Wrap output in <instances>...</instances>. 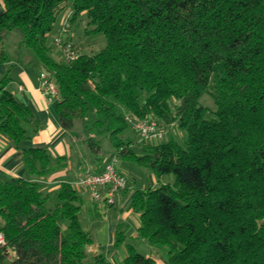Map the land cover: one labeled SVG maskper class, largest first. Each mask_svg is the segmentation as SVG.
<instances>
[{
	"label": "trees",
	"instance_id": "16d2710c",
	"mask_svg": "<svg viewBox=\"0 0 264 264\" xmlns=\"http://www.w3.org/2000/svg\"><path fill=\"white\" fill-rule=\"evenodd\" d=\"M0 64L10 62L4 40L22 34L57 85L56 114L63 130L100 159L109 140L117 161L152 169L173 184L137 189L130 208L140 215L138 237L168 249V264H264V0H3ZM86 14L90 33L107 46L95 55L57 61L46 45L61 11ZM0 81V133L23 156L31 174L46 176L52 158L25 147L28 106ZM209 94L216 106L200 104ZM119 107L122 110H119ZM137 120L154 118L187 132L175 141L144 142L141 154L124 140ZM76 122L82 132H73ZM48 209L42 185L20 177L0 179V264H112L89 260L92 238L80 222L78 194L69 183ZM112 207V206H111ZM60 219L68 221L67 232ZM125 241L116 227L114 247ZM127 246L124 264H154Z\"/></svg>",
	"mask_w": 264,
	"mask_h": 264
},
{
	"label": "rangeland",
	"instance_id": "374dc122",
	"mask_svg": "<svg viewBox=\"0 0 264 264\" xmlns=\"http://www.w3.org/2000/svg\"><path fill=\"white\" fill-rule=\"evenodd\" d=\"M67 14L69 16V19L72 18L71 4L66 6L59 14L56 22V27L52 32L49 33L46 42L50 56L57 61H61L62 58L54 44V39L61 34V29L64 25V18ZM69 19L67 20L68 33L64 35V38L69 39L75 45H77L80 48L81 54L92 56L99 53L107 46V38L103 33H90L93 27L89 26V19L85 13L80 15L73 21H70ZM16 36H18L21 40L23 38L22 34L18 31H12L7 35L6 45L11 50L17 49L16 54H19L20 43L18 44ZM21 46H23V50H26L27 55L29 54V57H31L30 65L32 67H39L38 73L40 75V71H42L43 67L39 63L35 52L31 48L26 47L22 43V41ZM200 104L206 107L210 112H215L217 110V106L213 98L209 94H204L201 97ZM119 110L121 111L122 108L119 107ZM73 132L75 134H80L82 132L80 122L75 123ZM123 138L124 140L132 143V149L136 153L141 154L144 142L149 145H160L173 140L180 146H184V144L188 140V135L187 132L179 125L173 124L166 126L165 134L162 138L144 141L131 129V127L126 128L123 133ZM74 139L77 140V138ZM85 150L86 152H88V154L91 155L87 145L85 147ZM115 154V148L112 146L109 140L105 138L102 143V154L100 156V162H105ZM73 165L76 166V163ZM116 165L118 169L126 174L131 196L137 189H148L151 187L152 189H155L161 184H173L175 182V177L173 174H167L162 176L161 178H158L152 169L140 166L132 161L119 159ZM86 170L87 167L82 170L83 172L80 171L78 176H81ZM67 175L70 177L68 180L74 183V187L78 194V205L81 207V225L92 238V243L94 245L99 246L101 251L113 250L115 243L113 240V236L111 235V230L114 226L121 223L124 226L123 229L125 231V237L127 240L126 242H132L136 246L137 252L142 254L144 257L152 256L154 260H157L158 264H168V249L165 246L160 245L151 247L145 240L137 238V231L140 223V215L137 212H135L130 207L128 209L123 208L124 206L122 205L124 204H121L118 201L114 207H108V205H105L106 203L104 202L94 201L89 197L85 187L76 183V181H79V178L76 177V173L69 171ZM58 203L59 199L57 193H49L46 204L47 208L50 210L54 209ZM60 224L62 230L64 232H67L68 221L66 219H60ZM115 260H117L116 257ZM4 264H11L10 258H7Z\"/></svg>",
	"mask_w": 264,
	"mask_h": 264
},
{
	"label": "crops",
	"instance_id": "0c3cea01",
	"mask_svg": "<svg viewBox=\"0 0 264 264\" xmlns=\"http://www.w3.org/2000/svg\"><path fill=\"white\" fill-rule=\"evenodd\" d=\"M3 11L4 2L3 0H0V15ZM68 14L64 18V25H67V20L69 19ZM16 40L18 41V44L20 43L19 54H16L17 49L11 50L7 47L6 39L4 40V47L10 53L11 58L9 63L0 64V81L5 76H8L9 83L7 85V89L17 100L26 104L30 110L29 115H27L26 119L23 121V126L28 136V139L24 142V146L43 148L47 150L52 158V170L46 176L31 174L25 166L23 156L18 152L11 141L0 133V179L4 180L11 177H20L38 182L42 185L43 192L47 195L53 192L58 194V191L64 183L71 184L75 189L74 183L68 180L70 178L67 175L69 171L77 174L76 177L79 178V181H76V183L79 184L87 173H96L101 171L105 164L111 162L116 155H112L105 162L101 163L100 159H96L86 152L85 143L76 141V139L71 136L69 131L62 129L56 114V103L48 105L39 90V67H32L30 65L31 57H29V54L27 55L26 50H23V46H21V39L16 36ZM43 71L44 69L42 68L40 74ZM75 163L76 166L73 165ZM86 167L87 170L84 171L81 176H78L79 172L84 170ZM118 170L126 176L123 171L120 169ZM131 199L132 196L129 192L128 183L127 188L118 195L116 203L118 201L121 204H124L122 205L124 206L123 208L128 209ZM119 225H122V230L124 231V226L121 223L112 228L111 235L113 236L114 243L116 227ZM137 238L140 239L138 237V231ZM126 241L125 237V241L122 245L117 248L114 247L113 250L109 251H101L99 246L92 243L87 248L89 260H91L95 255L103 254L112 264H124L127 254V246L133 244L132 242ZM134 247L136 249L135 245ZM115 257L117 260H115ZM150 257L153 258L152 256ZM7 258H10V262L12 264L15 254L10 252ZM5 261L1 264H4ZM154 264H158L157 260H155Z\"/></svg>",
	"mask_w": 264,
	"mask_h": 264
},
{
	"label": "built area",
	"instance_id": "2783aa9c",
	"mask_svg": "<svg viewBox=\"0 0 264 264\" xmlns=\"http://www.w3.org/2000/svg\"><path fill=\"white\" fill-rule=\"evenodd\" d=\"M68 33L67 25H63L61 34L54 39V44L63 61L72 62L80 56V48L72 41L64 38ZM48 105L60 101V93L52 75L43 71L40 74V87ZM126 120L131 129L144 141L162 138L165 127L154 118L137 120L132 115H126ZM117 158L105 164L104 168L96 173H87L79 183L87 190L91 199L96 202H104L108 206H114L118 195L127 188L128 180L117 169ZM6 245V239L0 230V246Z\"/></svg>",
	"mask_w": 264,
	"mask_h": 264
}]
</instances>
